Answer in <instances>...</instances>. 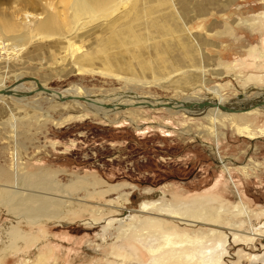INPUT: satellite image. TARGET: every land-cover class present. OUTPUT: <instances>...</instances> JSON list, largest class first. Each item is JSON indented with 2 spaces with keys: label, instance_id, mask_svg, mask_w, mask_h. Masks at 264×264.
Returning <instances> with one entry per match:
<instances>
[{
  "label": "rangeland",
  "instance_id": "obj_1",
  "mask_svg": "<svg viewBox=\"0 0 264 264\" xmlns=\"http://www.w3.org/2000/svg\"><path fill=\"white\" fill-rule=\"evenodd\" d=\"M39 1L0 0V26L20 23V10L43 13ZM21 31L29 40L11 45L18 56L0 49L5 86L33 76L49 89L107 98L264 99V0H138L76 35ZM178 108L129 105L101 116L44 94L0 102V264H201L207 256L202 264H264V111H220L213 124L205 109ZM143 201L211 210L218 223L141 212ZM42 203L47 213L26 214ZM241 205L248 213L233 211ZM122 207L132 210L123 220ZM150 219L159 228L141 226ZM251 227H260L254 240ZM151 244L162 246L154 262Z\"/></svg>",
  "mask_w": 264,
  "mask_h": 264
},
{
  "label": "bare ground",
  "instance_id": "obj_2",
  "mask_svg": "<svg viewBox=\"0 0 264 264\" xmlns=\"http://www.w3.org/2000/svg\"><path fill=\"white\" fill-rule=\"evenodd\" d=\"M137 1L138 0H60V2L64 4V9H59L58 7H53L54 5L53 2L51 1L44 2L43 0H41L39 1L40 3L38 6H41L45 10L43 13L35 14L34 12H30V10L21 11L19 9L20 15H18L17 20L20 21V23L15 22L16 24L10 23L8 25L0 26V29L2 32V34L0 33V43H2V45H0V48L3 47L4 52L8 58H13L14 56H18L20 53L14 48H12L11 45L17 48L18 46H23L24 44L26 45V41L29 40L28 35L26 36L25 33L21 31L23 30V26H26L28 30L27 32H30L31 34H34L35 32H39L40 34L49 33L56 28L62 27L67 31L68 36L69 34L76 35L78 32H82L83 30H86L90 27H94L96 25L109 22L111 18H113L115 15H119L127 11V9L130 6L134 7L137 4ZM35 6L36 5L33 3L32 8L34 9ZM16 32L18 33L16 34ZM7 33H10V35H7ZM67 35L64 38H66L68 42L70 43V45H72V42L67 38L68 37ZM40 37L41 36H36L35 38H40ZM42 37H49V36L42 35ZM49 38L53 39V37H49ZM72 49L75 51V49H80V47L72 46ZM73 50L71 51V57H70L71 59H73L76 55V52H73ZM25 82H33L34 84L33 88L28 90L25 87H23L22 84H24ZM38 83L43 85V83H41L38 79L18 81L12 86H5L6 84L4 85L1 83L0 91L6 89V90H11V92L10 93H0V102H4L5 100H7V98L16 99L18 101L19 100L25 101V99L29 97L31 98V96H37L38 94H41V95L44 94L48 97V99H51L54 102L55 101H62V102L71 101L77 107H79L81 111L104 116L103 111L106 112L108 111L107 109L118 111L121 108H126V106L128 105L130 106L137 105V107L156 106L158 104H166L169 102V100H171V99L164 100L161 98L150 97L147 95H139L135 93L134 91L119 93L117 95H113L110 98H107L106 96L102 97L101 94H97L91 91L89 92L84 89H81L78 86H75V87L72 86V87L62 89V90H54V89H49L43 85L44 86L43 89H38ZM47 89L50 91H48ZM209 92L212 93L213 98L212 97L204 98L202 100L195 101V102H202L205 100L217 102L216 103L217 105L205 108L206 115L209 116L213 124L217 123L216 119L220 115L221 113L220 111L231 113V114H236V113L244 114V113L252 112L254 110L264 111V104L253 106L254 101L248 102L247 99H243L241 100V102L235 103V105H232V104H228L225 101L224 95L222 93H214L213 91H209ZM67 96H69L70 99H64V97H67ZM82 100L85 102L86 100L89 101L90 105L87 104L86 106L85 104L82 103ZM171 101H173L174 103L173 108L181 107L183 110H185V112H187L188 108L184 109L183 108L185 106L184 104H178L179 102L177 100L176 101L171 100ZM97 102H100V103H97ZM181 102H185V101H181ZM221 104L227 105L230 107L241 108V109L245 107V110L240 111V112L224 111L220 106ZM191 114H192V111H191ZM219 162L223 165L225 163V160H221L220 158ZM156 202L157 201L141 202L139 211L141 212H154L155 211L159 213L160 215L163 214V215L170 216V218L178 217L187 222L193 221V222H201L202 224L208 223L213 226L217 225L215 223H218L217 220L213 219L215 218V213L211 212V210H209V212L206 210L204 211H197V210L185 211V210L180 209L181 207L178 208V206H175V205L165 206L163 203L159 204ZM49 206L50 204L42 203V206H39V207H27L26 214H29L30 216H35V215L37 216L38 214H45L48 212ZM233 211L237 213L241 211H245L246 213H248V209L244 205L236 206V209ZM121 212L124 215L125 213L132 212V210L131 211L126 210L125 208L122 207ZM127 215L122 217L121 220L127 217ZM128 216H130V214ZM141 226L146 227V229L159 228V226L155 223V220L153 219L145 220V222L141 223ZM257 228H260V227H251L249 231V233L252 235L250 236V240L255 239L253 235L255 236L261 235V233L256 232ZM217 237L219 238V240L217 241V243L215 244V247L212 250V254L214 255V258H219L220 253H218V249H219V246L223 243V236L219 235ZM220 237L222 238L221 240H220ZM166 238H169V237H166ZM147 250L150 255L149 260L152 262H154L157 258L162 256L161 255L162 246H154L153 244H151L150 247L147 248ZM258 257L260 256L256 255V256H252L251 258L257 259ZM193 258L195 257L190 258L191 263L193 262L192 260ZM205 259L207 260V262H211L210 256H207L206 258L202 257L196 260H198L202 264Z\"/></svg>",
  "mask_w": 264,
  "mask_h": 264
},
{
  "label": "water",
  "instance_id": "obj_3",
  "mask_svg": "<svg viewBox=\"0 0 264 264\" xmlns=\"http://www.w3.org/2000/svg\"><path fill=\"white\" fill-rule=\"evenodd\" d=\"M25 80H36V78L33 76H29V77H26L24 79H21L20 81H25ZM43 87L44 86L42 84L38 83V89H43ZM48 91H50V90H48ZM10 92H11V90H6V89L0 91V93H10ZM64 99H70V98H69V96H67V97H64ZM216 103H217L216 101H209V100H205L202 102H195L193 100H188V101L182 102V104H184L185 106H191V107L195 106V107H198L199 109H205V108L210 107V106H215V105H217ZM173 104H174L173 101L169 100L168 103L160 104V105L168 108V107H172ZM261 104H264V99L255 101L253 103V106L254 105L255 106L261 105ZM128 106H126V107H128ZM220 106L224 111H229V112H240V111L245 110V107H243V109H241V108L230 107V106L222 105V104ZM149 107H156V106H149Z\"/></svg>",
  "mask_w": 264,
  "mask_h": 264
},
{
  "label": "built area",
  "instance_id": "obj_4",
  "mask_svg": "<svg viewBox=\"0 0 264 264\" xmlns=\"http://www.w3.org/2000/svg\"><path fill=\"white\" fill-rule=\"evenodd\" d=\"M1 41H2V40H1ZM6 43H7V42H6ZM0 45H2V43H0ZM7 46H8V45H7ZM7 46H6V47H7ZM0 49H3V47L0 48ZM2 52L5 53L4 50H2ZM0 53H1V52H0Z\"/></svg>",
  "mask_w": 264,
  "mask_h": 264
},
{
  "label": "crops",
  "instance_id": "obj_5",
  "mask_svg": "<svg viewBox=\"0 0 264 264\" xmlns=\"http://www.w3.org/2000/svg\"><path fill=\"white\" fill-rule=\"evenodd\" d=\"M39 80V79H38ZM40 81V80H39ZM240 193L239 191H237V194Z\"/></svg>",
  "mask_w": 264,
  "mask_h": 264
}]
</instances>
